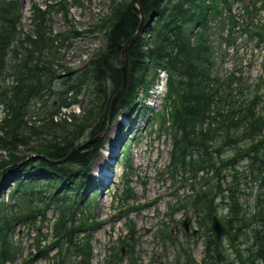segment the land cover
Listing matches in <instances>:
<instances>
[{
    "label": "trees",
    "instance_id": "obj_1",
    "mask_svg": "<svg viewBox=\"0 0 264 264\" xmlns=\"http://www.w3.org/2000/svg\"><path fill=\"white\" fill-rule=\"evenodd\" d=\"M140 2L146 17L143 29L153 32L154 48L148 52L143 51L140 40L129 46L131 74L115 107L132 105L138 99L140 90L148 92L155 79V73L152 70L147 72L145 58H152L157 65L164 66L170 72L167 101L176 105L172 167L175 170L214 167L215 162L208 144L211 135L209 131L204 132L199 128L215 92L210 84L211 57L206 37L207 7L197 0ZM17 4L16 1L0 0V31L3 33L0 38V68H4V72L0 69V94L7 104V115L0 126L4 131V135L0 137V194L11 182L17 184L10 191L9 201H0V264H30L33 254L21 259L22 250L15 244V240L13 241L14 231L18 223L33 222L41 205H58L61 218L56 224V229L61 238L71 239L78 231H86L84 225L74 226L75 216L81 205L78 198L80 188L103 147V140H94L82 148L72 149L80 144L84 136L96 139L105 130L112 98L122 86L121 80L112 82L119 74L118 67L114 66V55L107 57L106 52L102 50L91 64L89 75L95 74L97 79L92 84L94 91L89 95L90 104L85 107L84 113L81 116L73 115L71 121L64 119L62 122H54L46 119L43 124L30 125L25 115L29 110L31 98L37 94L41 96V88L50 82L51 77L68 68L62 63L60 55L62 45L66 44L73 32L58 36L50 34L47 32L45 13H36V37H26L31 48L37 53L34 54L32 50L24 62L23 69L13 71L15 65L7 62L1 48L10 36L16 39L19 37ZM110 11L111 15L103 19L98 28L105 31L109 50L113 47L121 49L138 29L141 11L134 0H113ZM196 25H199L200 29L192 42L193 28ZM13 74L17 81L15 85L2 84L3 81L10 82ZM31 77L34 78L33 82H30ZM68 90L66 87L61 90L60 104ZM19 95H23L27 102L24 112L19 111L15 102ZM233 124L236 122L233 121ZM24 131H30L31 135H25ZM44 134L50 137L49 142L42 144L40 149L33 147L34 138ZM20 146H32L37 156L25 160L26 155L19 153ZM224 149L225 146L220 148ZM4 151L9 160H5ZM70 151L69 156L64 158ZM198 154L201 161L197 159ZM45 156L64 160L52 162ZM263 174L264 158L261 175ZM219 179L222 180L221 175ZM216 187L219 189L220 185L216 184ZM214 196L213 190L210 189L194 200L197 211L204 215L202 220H198L204 234H210L211 231L212 216L216 211ZM230 205L231 214L227 223L233 231L235 228L241 230L243 226L247 227L252 223L250 218L241 213L236 197L232 196ZM223 218L225 219V215ZM204 227L208 232L205 233ZM257 233L258 230L254 227V244L251 243L252 236L243 240V237L238 238L234 233L235 241L227 253L217 247L212 251L211 241L207 237L202 264H243L247 261L257 263L259 259L264 260V233ZM88 242L87 237H81L77 246L79 253L89 263ZM118 252L121 254V249H118ZM117 254L115 253L114 257ZM188 254L190 261L192 256L190 252ZM231 254L234 260L231 259ZM121 259L118 258L116 264H120ZM56 264L78 263L73 261L71 255L64 254Z\"/></svg>",
    "mask_w": 264,
    "mask_h": 264
},
{
    "label": "rangeland",
    "instance_id": "obj_2",
    "mask_svg": "<svg viewBox=\"0 0 264 264\" xmlns=\"http://www.w3.org/2000/svg\"><path fill=\"white\" fill-rule=\"evenodd\" d=\"M46 1L57 2L56 0H44V4ZM108 4L109 0H67V11L65 10V12L70 14V6H77L78 11H81L78 15L79 28L86 31L94 29L100 23L102 14L108 8ZM25 5L26 0H22L20 26L22 30L27 28L31 32L33 26L30 22L29 13L25 10ZM60 8L61 5H56L50 11L54 34L68 32L70 29L61 19V17L65 16L63 11H59L63 10ZM68 24H71L70 19ZM54 29L58 31L55 32ZM75 42L79 43L72 47ZM99 42L103 44L101 31L95 33L85 32L83 36L71 41L69 47V50H71L70 59L74 67L86 64L88 61L87 52ZM32 50L34 54L37 53L34 49ZM61 50L65 59L64 64L68 66L69 62L65 57L67 46L62 47ZM81 51L84 52V55L77 59L78 56L76 57V55ZM72 52H75V55H71ZM3 53L6 56L7 49ZM0 69L3 70L2 67ZM58 74L63 75L62 72ZM96 79V75L92 74L83 77L82 81L90 85ZM33 81L34 78L31 77L30 82ZM108 83L109 85L111 84L110 79ZM88 97L87 94H84L83 99L80 100L83 101ZM15 102L20 112H24L27 109V102L23 95H19ZM125 111L128 112V117L125 116ZM147 118L148 111L146 108H141L139 111L138 108L133 110L125 109L117 118L111 120L106 132V148L99 153L94 165V175L99 173L104 179L108 178V181L106 185L101 187L97 195L95 215L102 222L92 233L93 264H106L109 247L122 243L121 238L131 231H133V239L136 241L134 250L138 255V264H188L180 257L181 241L184 240L180 228V216L184 214L195 218V214L188 207L179 208L186 205L188 192L192 193V190L191 188H185L176 191L182 182L170 181L169 168L167 166L170 159V151L172 150V137L167 126L161 130L160 123L157 121L159 115L155 117L152 123L146 121ZM111 125L112 127L110 128ZM120 131L121 134H119ZM163 133L168 135L164 137ZM24 134L29 136L31 132L24 131ZM49 140L50 137L44 134L41 137H35L32 144L33 147L40 149L41 145L47 144ZM128 151L130 153V161L127 163V169L124 170V157ZM110 157L111 160L107 162ZM155 157L156 159L153 160ZM106 165L108 166L105 168ZM111 171L113 176L110 177L109 173ZM179 178L183 179L182 173H180ZM127 188H131L136 199L140 200L146 207L135 209V212L126 218L118 220L120 216L118 201L124 196ZM83 190L87 191L89 195L92 193L91 188ZM244 195L245 193H242L239 196L242 197ZM148 204L151 205L148 206ZM129 205H132V203L130 202ZM223 209L224 206H221L220 215ZM46 215L51 220L49 223L37 222L36 225L30 226L31 229L28 232L26 231V226H21L19 233L13 237L16 244L23 248V256L29 255L32 252V248H38L44 240L48 241V245L55 240L53 222L57 219L59 213L55 210H48ZM169 225L175 227L176 239L175 241L163 242L158 237L159 228L164 229ZM187 239L189 241L188 248L192 249L196 260L198 262L201 261L205 253L203 242L205 238L200 239L198 243H193L191 237ZM251 243L254 244V242ZM223 245V249L229 248V241L225 240ZM201 247H203V251L198 253V248L200 249ZM57 250L56 247L51 248L48 256L50 264L53 262V257ZM118 258V254L115 255L112 263L116 264ZM126 262L127 260H125L124 264ZM41 263H45V261L43 260Z\"/></svg>",
    "mask_w": 264,
    "mask_h": 264
},
{
    "label": "water",
    "instance_id": "obj_3",
    "mask_svg": "<svg viewBox=\"0 0 264 264\" xmlns=\"http://www.w3.org/2000/svg\"><path fill=\"white\" fill-rule=\"evenodd\" d=\"M136 1H139V0H136ZM135 40V38L131 39L129 42H133ZM218 223V224H216ZM213 231H214V234H215V240L217 242H220V239H221V236L224 234V233H228V230L227 228L223 225V223L215 218L214 221H213ZM43 251H40L38 252V254H36L32 259H31V262H34L37 260V258H39L41 255H42Z\"/></svg>",
    "mask_w": 264,
    "mask_h": 264
},
{
    "label": "crops",
    "instance_id": "obj_4",
    "mask_svg": "<svg viewBox=\"0 0 264 264\" xmlns=\"http://www.w3.org/2000/svg\"><path fill=\"white\" fill-rule=\"evenodd\" d=\"M212 18H213V15L211 14L210 15ZM212 34V33H211ZM211 34H209V32H207L206 33V37H207V44H208V47L210 48V49H212L213 48V44H212V42H211V40H210V38H211Z\"/></svg>",
    "mask_w": 264,
    "mask_h": 264
},
{
    "label": "bare ground",
    "instance_id": "obj_5",
    "mask_svg": "<svg viewBox=\"0 0 264 264\" xmlns=\"http://www.w3.org/2000/svg\"><path fill=\"white\" fill-rule=\"evenodd\" d=\"M125 87H126V85H125ZM114 125V124H113ZM112 127V125L110 126V128ZM119 134H121V131H120V133ZM121 137V136H120ZM111 159V157L110 158H108V160H110ZM107 160V161H108ZM255 240H256V237H253L252 239H251V241L252 242H254L255 243Z\"/></svg>",
    "mask_w": 264,
    "mask_h": 264
}]
</instances>
